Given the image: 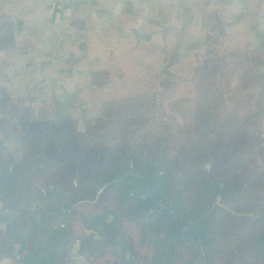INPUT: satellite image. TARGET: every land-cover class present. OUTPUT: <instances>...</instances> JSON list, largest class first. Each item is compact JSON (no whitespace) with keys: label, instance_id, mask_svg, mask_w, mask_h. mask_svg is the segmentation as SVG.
I'll return each mask as SVG.
<instances>
[{"label":"crops","instance_id":"1","mask_svg":"<svg viewBox=\"0 0 264 264\" xmlns=\"http://www.w3.org/2000/svg\"><path fill=\"white\" fill-rule=\"evenodd\" d=\"M258 37L263 42L254 40ZM237 70L234 76L253 80L254 87L236 92L235 86H217L221 76ZM204 90L223 94L220 119L230 101L238 103L236 94L249 96L245 105L255 102V130L264 139V0H0V139L6 140L0 151L6 160L2 167L20 175L15 189L21 200L29 190L23 180L38 167L20 163L19 151L39 155L68 145L80 164L98 144L104 168L108 158L134 156L133 144L145 143L149 122L181 119L183 109L175 105L194 103ZM263 143L256 147L264 149ZM258 158L262 168L256 176L264 169V154ZM47 174L52 183L53 172ZM10 179L1 182L9 190ZM257 183L258 195L264 194V177ZM52 187H43L42 197H49ZM20 206L8 191L0 264H16L24 254L21 234L7 232ZM133 235L139 246L124 249L96 241L94 234H78L77 248L73 239L64 242L58 258L52 246L58 234H48L47 244L23 259L30 264H212L198 250L183 248L186 234L178 238L181 249H163L160 234ZM170 235L177 239L178 234ZM246 241L240 252L231 245L220 250L216 263L243 264L239 255ZM246 248L249 261L263 263L261 246L248 241ZM206 250V256L213 254Z\"/></svg>","mask_w":264,"mask_h":264},{"label":"flooded vegetation","instance_id":"2","mask_svg":"<svg viewBox=\"0 0 264 264\" xmlns=\"http://www.w3.org/2000/svg\"><path fill=\"white\" fill-rule=\"evenodd\" d=\"M5 144L6 140L0 139V147ZM133 145L134 156L128 154L117 163L106 162L104 168L87 170V173H84L86 170L77 172L73 165L63 170L60 165H55L57 159L61 160L57 152L62 151L49 150L39 155L36 153L35 157L30 151L24 153L19 151V156L23 155L20 163L36 164L38 167L30 169L29 178L23 180L29 185L23 200L17 198L18 192L15 189L17 177L20 175L2 167L6 160L4 153L0 151V183L12 178L10 186L13 187L9 190L7 185L2 183L0 185V234L7 221L4 208L10 191L13 202L24 207L20 206L19 213L14 215L12 222H9L7 232L10 228L12 234H34L26 238L19 235V248L24 247L23 255L41 250V247L47 244L48 234L51 236L58 234L55 244L52 245L58 258L59 252L63 251L64 242L66 244L73 239V248H77L78 234H94L96 236L94 240L104 242L110 247L137 248L139 245L133 235L135 232L160 234L163 249L177 245L181 249L179 245L181 240L178 238H181L180 234H186L188 238L184 241L183 248L193 250V254L198 250L203 258L209 259L212 264H217L214 257L222 249L226 251L232 247L234 250L235 247L240 252L241 243L247 237L242 239V234L235 236L232 228L219 227V221L225 218V214L232 216L235 213L234 215L243 218H254L255 213H241L237 206L224 199L233 192V189L226 179L219 182L215 180L214 176L221 171L216 170L212 162L203 166L198 162L202 161L198 153L191 157L193 158L191 172L184 168L179 172L171 171V161L164 158L167 156L166 150L159 149L157 144L150 146L146 142L141 144V147L137 143ZM64 157L72 158L74 161L72 153ZM120 162H124L127 167L119 165ZM43 164H47L46 167ZM46 172H53L52 183L46 181L49 177ZM199 173L212 177L202 181L203 178L197 179ZM187 175H191V178L186 177ZM40 181L46 182L35 184ZM236 184L238 186V183ZM239 184L240 190L234 200H239L241 207L247 203L248 198L245 197V187L241 182ZM32 186L36 187L32 189L33 193L30 191ZM50 186L55 189H51L53 191H50L49 197H42L41 189L44 187L49 191ZM103 197L106 198L104 201ZM256 203L254 204L257 209L259 205ZM79 208L84 212L78 214ZM257 217L254 227L258 230L250 233L248 241L252 246L258 244L264 249V219L261 216ZM137 221H141V224L139 225ZM206 222L213 227L210 231H206L208 227ZM66 234H72V237L69 239ZM170 234H178L177 239H169ZM251 237H254L255 244H252ZM209 248L213 254L206 256V249ZM23 255L15 259L16 264L25 260L27 264L31 263L27 257L23 259ZM57 264H62L61 260ZM63 264H66L65 260Z\"/></svg>","mask_w":264,"mask_h":264},{"label":"rangeland","instance_id":"3","mask_svg":"<svg viewBox=\"0 0 264 264\" xmlns=\"http://www.w3.org/2000/svg\"><path fill=\"white\" fill-rule=\"evenodd\" d=\"M202 33L203 31L201 30L200 34ZM249 34L253 35L251 31H249ZM254 40L257 43L263 42V39L259 37ZM250 55L255 56V52L253 51ZM238 72V70L236 72L233 71V74L229 78L221 76L217 86H235L233 91L236 92L239 91L240 87H254L255 82L253 80L246 78L241 82L239 77H235L234 73ZM216 82L218 83V80H216ZM236 95L238 97V103L235 104L233 101H230L229 106L226 108L225 119H220L222 115H224L223 103L225 99H223V94H213L210 90H204L203 94H201L194 103L188 104L185 100H181L175 105L183 109L178 110V112L182 114L181 119L171 120L168 118L165 121L163 118H158L152 120L148 123H151L150 126L144 128V134H146L145 142L149 143L150 146L157 144L159 149L167 151V156H164V154H162V156L171 161V171L179 172L181 168H184L187 172H191V170H193L191 163L193 158L191 157H194L197 153L198 156L202 157V161L198 162L203 166L208 162H212L214 166H216V170L219 169L221 171V173H216V177L214 176L215 180L217 179L219 182L222 179H226L233 189V192L225 196L224 199L226 201L228 200V203L231 202L234 206H237L239 212H253L255 216H253L254 218H243L234 215L235 213H233L232 216L225 214V218L219 221V227L232 228L235 236L236 234H242V239L245 237L248 239L251 232L258 230L254 227V221L257 220V216L264 214V194L258 195L262 188H260L258 183H252V181L259 182V179H261L262 176L264 177V169L263 171L261 170L257 176L254 174L257 169L260 170L262 168L261 159L258 158V155L264 154V149L258 146L256 147V145L258 141L263 143L262 141L264 139L259 134L257 136L255 130L257 125V109L255 102H249L251 104L245 105V101H250V97L247 95ZM236 95L233 94V98ZM175 112H177V110H175ZM226 113H228V115H226ZM86 142L88 143V140H86ZM89 148L91 153L79 164L78 161H72V158L64 157L69 154L70 147L67 145L62 152H57L61 160L57 159L55 165H60L62 167L61 170L69 166L72 167L73 165L76 167L77 172L86 170L84 173H87V170L101 169L103 159H100L101 155L98 144H93ZM104 149L106 150L105 152L103 151V154H106L107 158L110 157L109 151L111 148L107 147ZM93 151L95 153H92ZM34 155L36 156V154H33V157H35ZM159 156L158 154V157ZM119 160V158L113 157L108 158L106 162L117 163ZM82 165L84 166L83 169H81ZM239 168L241 171L239 175H237L236 170ZM242 173H246L249 178L248 181L251 183L243 184L246 189L245 197H247L248 200L247 203L240 207L239 200L235 201L234 199H236L237 192L240 190L241 185L239 182L245 180L244 177L242 178V176H240ZM186 177L191 178V175H187ZM211 177L212 175H202L199 173L197 179L200 180V178H203L202 181H205ZM194 178L196 180V176ZM238 178L241 179L238 180ZM236 183H238V186H236ZM105 199L104 197L102 198L103 201ZM254 203L259 205L257 209ZM83 212L81 208L77 211L78 214ZM206 223L208 224L206 231H210L213 227L210 226V223ZM224 231L227 232V230ZM246 243L247 241L244 243L243 247L245 251L243 250L239 255L244 261L243 264H264L248 260L249 257L246 255L248 250L246 248ZM221 257L222 255L219 253V258ZM217 263L222 264L223 260L220 261L219 259Z\"/></svg>","mask_w":264,"mask_h":264},{"label":"trees","instance_id":"4","mask_svg":"<svg viewBox=\"0 0 264 264\" xmlns=\"http://www.w3.org/2000/svg\"><path fill=\"white\" fill-rule=\"evenodd\" d=\"M240 171V168L238 169V171H237V173ZM240 176H242V178L244 177L245 178V180L243 181H241V183L242 184H247V183H251V182H249L248 180H249V178L247 177V175H246V173H242V174H240ZM256 176V175H255ZM254 179V178H253ZM254 182H256L257 183V181H254ZM259 182H261V179H259ZM252 183H253V181H252ZM254 184V183H253ZM251 186H253V185H251ZM263 219H264V214H262V215H260ZM256 243V242H255ZM257 243H259L258 241H257Z\"/></svg>","mask_w":264,"mask_h":264},{"label":"water","instance_id":"5","mask_svg":"<svg viewBox=\"0 0 264 264\" xmlns=\"http://www.w3.org/2000/svg\"><path fill=\"white\" fill-rule=\"evenodd\" d=\"M66 236L70 239V237H72V234H66Z\"/></svg>","mask_w":264,"mask_h":264}]
</instances>
